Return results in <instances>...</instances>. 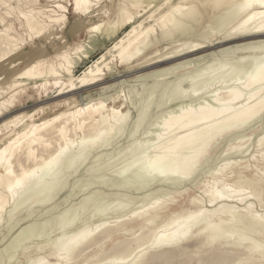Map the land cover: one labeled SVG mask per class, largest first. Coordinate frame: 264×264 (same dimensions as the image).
<instances>
[{
    "label": "bare ground",
    "instance_id": "obj_1",
    "mask_svg": "<svg viewBox=\"0 0 264 264\" xmlns=\"http://www.w3.org/2000/svg\"><path fill=\"white\" fill-rule=\"evenodd\" d=\"M94 2L96 1L73 0L71 7L73 12L80 16H91L97 12L102 15L109 14L106 7L94 11L99 4V2H96V4ZM0 3L4 7V12L0 13V228H3L4 224H6V218L8 219L7 222L12 220L10 224L14 225L13 218L17 219L25 208L27 210L34 205L36 207L37 204L39 205H37L38 207L46 208L49 204H53L51 201L61 192H64L67 179L69 181V177L77 174L80 169L87 166V161L90 160L91 155H94L93 153L98 155L100 153L98 152L99 150L106 151L112 140L115 141L118 136L121 138L124 128H126L130 118H132L131 108L127 107V101L118 103L123 96H121L119 91L111 95L105 94L106 96L100 95L102 94L100 93L82 104L73 96L75 92L99 86L107 89L108 86L105 84L106 76L114 70V62H119L129 68H148V70L160 69L174 64L171 67L146 73L145 75L139 74L143 81L154 79L156 82H165L171 79V76L193 68L192 66L197 67V64H205L197 74L194 72L195 76L192 73V77L189 76L188 78L186 76L184 78L181 76L177 79L178 81L176 80V83H174L176 89L182 85L185 86L187 84L185 82H189L190 87L186 89L181 87L182 92L178 90L182 93V100L179 103L174 100L176 102L175 105L173 108L169 107L171 111L166 112L168 114L164 115V118L158 116L162 121L160 119L157 120L161 121L157 126H154L151 122L154 129L157 127V133L149 138L148 133L152 130L151 128L148 129L149 125L146 126L148 131H150L143 139L148 137L147 140H143L144 143L141 140H138L137 143L136 140L135 144L128 145L131 147L126 146L125 150H127L122 155L128 161H125V165H122L124 163L121 160L122 166L117 169L115 176V180L116 178L117 180L114 182L119 183L118 179L129 178L130 180L129 176L132 174L138 179H145L147 181L146 185L138 183L142 187H137V189L143 191V196L139 198V201L143 203L151 195L156 194L155 202H152L153 204L151 203L148 207H142L141 204L134 210H130L131 207L129 209L127 200L129 198L126 199L127 202L124 201L126 203L120 202L116 204L119 200L114 202L116 205L113 204V207H110L111 209H108V206H112L111 204L109 205L110 200H106L108 201L106 203L108 206L103 202L104 205L101 207L102 203L100 202L99 207V204L96 203L100 210H98L97 206V209L95 207H93L95 210L91 209L93 210L92 213H94V216H92L97 218V221H95L96 219L93 220L95 222L90 226L87 225L90 222L81 226L78 224L79 220L82 215L86 214L83 211L89 208L92 202L91 198H93L88 196L89 198H86L81 207H78L80 208L79 211H75V208L73 209L74 212L71 213L70 209L74 205L72 204L71 208L67 209V211L69 210L68 212H62L63 216H58L62 218V223H58L61 225V227L58 225L59 230L60 228L63 230L62 235L47 247V256L39 257L35 261H29V264H54L51 261H55V264H70L73 260L82 256L81 254L86 249L99 245L103 247L105 244H111L113 256L106 259L107 263L104 264H146L151 261L153 263L156 259L155 263L158 260L167 262L170 257L171 261L174 262L172 258H175L179 253L185 255L187 248L190 249L192 247L189 246L191 244L194 245V248L196 247L193 252L198 256V264H232L235 262L234 258L236 256L240 257L241 253L247 256V262L264 264L263 242L254 238V235L264 237V215L256 211L254 203H250L251 200H247L253 196L263 207L264 180L258 177V173L264 167V148L258 151L260 159H256L257 164L254 167V172L250 170V165H246L240 160H234L238 155L244 158L249 156L250 153L246 152L247 149H244L243 145L235 146L230 151H227L226 155H223L225 158L222 160L225 163L223 164L222 162L223 165L220 167L216 165L218 168L214 169L213 167L214 172L211 173V176L209 175L210 178L204 180L201 184L200 189L203 196L189 195L186 206L173 207L171 204L175 202V197H172L173 199L168 198H170V195L188 193L189 189H184L181 191L182 193H173L164 188L170 185H174L172 187L177 188L180 184L182 186V183L191 182L195 178L198 169L205 161L209 160L208 158L215 151L216 145L221 139L236 135L244 130L246 132L252 124L258 120L261 122L263 119L264 0H118L116 18L114 20L109 19L88 26L86 33L89 41L78 43L73 47L65 45L64 42L66 40L64 41V37H58L57 39L64 41V44L55 49L52 57H50L49 50L44 47V44L52 36L56 35L55 29L60 32L66 29L68 7L61 4L58 0L52 1L49 7L41 5L39 0H0ZM108 42H112V45L106 47L104 52L92 61L80 75H75L78 64L89 58L88 49H91L93 44L106 46ZM29 44L33 47L30 51H26L25 47ZM217 49L221 50L216 51ZM212 50L216 52L206 54ZM230 54L236 55L238 60L235 62L241 65V68L233 69L230 66V70H227L226 63H223L225 65L221 64L225 60H231L227 59ZM217 61L218 63L221 61V63L217 64H221L219 67L214 65ZM213 65L215 66V68L213 67L215 71L217 70L216 68H219L216 74L205 78V73L210 72L208 70ZM214 70L212 71L213 73ZM142 72L139 71L138 73ZM207 75L210 74L208 73ZM201 78L202 80H200ZM141 82L139 83L141 84ZM200 82L211 86L216 85V87L213 90L209 89L208 92L200 93L195 88ZM206 84H204L205 86L202 84L201 87H207ZM171 85H169L171 88L174 87ZM29 86L32 87L29 88ZM156 87L158 88L159 86L156 85ZM51 89H56L58 92L52 99L54 107L45 105L47 103L45 102L43 106H40L38 110L32 113L24 111L25 108L16 111L18 105L21 107L24 99L31 96V90L46 94ZM144 89L141 90L144 91ZM155 92L158 93V91ZM139 94L136 97H139ZM142 95L144 96V94ZM164 96H161V98L158 96L157 98L163 100ZM170 96L171 94H169ZM169 97L168 99L171 102ZM148 98L146 99L148 101L145 102L151 100L153 102V97L152 99ZM186 99L188 100L186 101ZM142 103L144 104V102ZM159 103L154 105L156 106L155 109L164 105L160 103L159 106ZM146 107L144 106L139 111L138 116H136L134 130L137 129L138 124L143 123V119L147 121L150 116L148 114L152 110L147 108L149 110L147 112ZM52 108L57 110L56 113L51 114L49 112L53 110ZM149 118L151 119V117ZM150 119L148 121L152 120ZM144 125H147V123ZM139 126L138 129H141ZM144 128L141 130H144ZM133 132L136 133L135 131ZM138 134L137 137L139 136ZM123 135L126 134L123 133ZM150 135H152V132H150ZM246 140L247 138L243 139V142ZM139 141L141 142L139 143ZM232 142L239 143V141ZM229 145H232V143ZM257 145L259 148L264 146L263 134L259 136ZM114 148L116 149V147ZM115 149L112 151L115 152ZM243 150L248 155H244L245 152ZM230 155L232 157L236 155L233 161L231 160L232 157L229 159ZM99 157H96V159ZM112 157L111 159H113ZM99 162L97 161V164ZM111 162L110 164L113 163ZM210 162L213 163L212 161ZM110 164L107 166H111ZM114 164L112 165L115 166ZM119 165L117 163V166ZM94 167L97 166L95 165ZM94 167L85 168L86 173L92 174ZM116 168H111V170L115 169L116 171ZM107 170L109 172V168ZM102 172L104 173V171H101L100 174ZM210 172L208 173L210 174ZM106 173L104 174L105 176ZM203 175H205L204 172ZM91 176L94 177V175ZM105 176L103 177L105 178ZM108 178L105 181L111 182L114 180ZM96 180L97 178H94L93 181ZM81 181L79 180L77 183H81ZM89 182H92V179ZM99 182H101V179L93 183ZM122 182L124 181L122 180ZM109 184H102L103 188L104 186H109ZM119 184L123 185L122 183ZM83 185L82 182L80 186ZM85 185L86 189L91 186L92 188L95 187L94 185H89L88 181L85 182ZM114 185L117 186V183ZM153 185L157 186L153 188ZM99 186L97 185V188ZM116 186H114L115 191H117ZM123 186L129 187L130 185L128 186L126 183ZM149 186L153 190L148 188ZM111 187L113 185L105 189L108 191ZM75 188L77 189L74 191H77L80 187ZM147 188L148 191L149 189L152 190L151 193L147 192ZM86 189L84 188V191H87ZM118 189H121V187ZM134 189L126 188L125 191L128 190V192L131 191L132 193ZM113 191L110 190L106 197L114 198L117 194H114ZM73 193L72 190V195H69L74 197ZM96 193L100 194V192ZM96 193L94 194L97 195ZM95 195H93L94 198ZM70 196L68 198H71ZM164 196L168 198H164L166 199L164 200ZM97 198L100 199V197ZM233 199H236L235 204L238 202L243 203L245 200H247L246 202L249 201V203L244 210L239 211L236 206H229L230 203H234L231 201ZM66 201L65 205L69 202L68 200ZM227 203L229 207L224 214L222 213L223 215L217 217L205 216L207 214V211L205 212L207 206L208 208L209 206L217 205L219 207L220 205H226L227 207ZM35 207L32 208L35 209ZM31 209H28L27 212L31 211ZM54 210L57 209L54 207ZM94 211L97 212L95 213ZM27 212L26 216L28 217L30 214ZM37 212L39 213V211ZM48 212L46 214H49ZM53 214H50V216ZM68 214L70 217H67L69 216ZM22 215H24V212ZM108 216H111L114 221L106 218ZM20 217L22 216L20 215ZM66 217L67 219L64 221L63 219ZM54 219L57 223L55 216ZM197 220H201L200 223L193 225L192 223ZM29 221L20 224V226L25 225L22 231L30 230L34 227V224H38H33ZM47 222L50 223L49 225L52 224L48 220ZM80 223L83 224L82 221ZM54 226L56 227V225ZM17 227L19 228L18 225ZM7 228H9V224L8 227H5V232ZM12 228L9 229L11 231L15 230L16 226ZM44 228L46 231L49 229H46L45 226ZM9 229L7 230L8 233ZM135 231L139 235L130 242L120 238L124 234H134ZM24 233H22V236ZM43 234H45V231ZM51 234L50 236L46 235V238L50 240L54 237ZM48 239L46 240L48 241ZM34 240L37 242L36 238ZM12 241L16 243V240L12 239ZM19 241L22 240L20 239ZM23 241L20 243L21 246H23ZM25 241V245L26 243L28 245L34 242L32 240L31 242L30 239L26 240V236ZM40 241H43V239H38V242ZM3 245L1 244V246ZM10 245L12 246V244ZM5 248L9 251L15 249H10V246H5ZM15 250H13L14 253L17 252ZM14 253H12L13 256L15 255ZM4 254H6L5 251ZM204 254H207L206 258ZM7 255H4L5 259L11 254ZM13 256H10L9 262L12 261L11 257ZM178 256L181 259L183 255ZM199 256L202 257L199 258ZM16 259L18 260L17 257ZM188 260L192 261L194 258ZM171 261L169 262L171 263ZM12 262L15 263L16 261L14 262L13 260ZM0 263L2 264V262ZM97 263H100V261ZM4 264L8 263L5 262Z\"/></svg>",
    "mask_w": 264,
    "mask_h": 264
},
{
    "label": "rangeland",
    "instance_id": "obj_2",
    "mask_svg": "<svg viewBox=\"0 0 264 264\" xmlns=\"http://www.w3.org/2000/svg\"><path fill=\"white\" fill-rule=\"evenodd\" d=\"M52 1H54V0H39V2H40V4L41 5H43V6H46V7H49L51 4H52ZM58 1H60V3L61 4H63L64 6H67L68 7V10H69V13L67 14V23H66V29H64L63 30V32H60L59 30H57V29H55V33H56V35H54V36H52L51 37V39L49 40V41H47L45 44H44V47L45 48H48V50H49V55H50V57H52V56H54V51H55V49L58 47V46H60V45H62V44H64L65 43V45L67 46V47H73L74 45H76V44H78V43H86V42H88L89 41V37H88V35H87V33H86V28L88 27V26H90V25H92V24H95V23H100V22H103V21H107V20H114L115 18H116V9H117V4H118V0H95L96 2H99V4L94 8L95 10L94 11H97V10H99L100 8H102V7H106V9L109 11V14H107V15H102V14H100L99 12H97V13H95V14H93V15H91V16H80V15H77V14H75L74 12H73V10H72V7H71V4H72V1L73 0H58ZM96 2H94V4H96ZM4 12V7L3 6H1V3H0V13H3ZM97 15V16H96ZM106 16H108V17H106ZM84 17V18H83ZM106 17V18H105ZM69 24V25H68ZM82 27V28H81ZM82 32V33H81ZM58 37H64V41H62L61 39H57ZM66 37V38H65ZM64 42V43H63ZM112 45V42H108L107 44H106V46H99V44L98 45H95V44H93V46H92V48L91 49H88V52H89V58L88 59H84V61L83 62H80L79 64H78V67L76 68V70H75V75H80L86 68H87V66L88 65H90L91 64V62L92 61H94L95 59H97L99 56H100V54L102 53V52H104V50H105V48L106 47H110ZM33 46H31V44H29V45H26V47H25V50L26 51H30L31 50V48H32ZM221 49H217L216 51H220ZM215 50H212V51H209L208 53H206V54H211V53H213V52H216ZM231 55V57L229 58V56ZM229 56H228V58L227 59H231V60H225L224 62H222L221 63V61H219V63H221L222 65H225V64H223V63H226V69L227 70H230V66L231 67H233V69H236L237 67H239V68H241V65H238L236 62H237V58H236V55H233V54H230ZM237 57H238V55H237ZM196 58V57H195ZM236 60H235V59ZM232 59H234V61H232ZM186 61V60H185ZM236 61V62H235ZM183 62V61H182ZM231 62V63H230ZM234 62H235V64H234ZM218 63V61L217 62H215L214 63V65L216 66L217 64H219ZM120 63L119 62H114V70L112 71V72H110V73H108L107 74V76H106V81H105V84H106V86H108V88L107 89H105V88H103L102 86H99V87H93V88H85V89H81V90H79V91H77V92H75L74 93V97H75V99L77 100V101H79L81 104L82 103H86V102H88L90 99H91V97H95L96 95H98V94H100V93H102V94H100V95H111V94H114L115 92H120V94H121V96H122V98H121V100H119L118 101V103L120 104V103H123V102H125V101H127V107H129V108H131V113H132V118H130V121L128 122V125H126V128H124L125 130H123L124 132H122V134H121V138H120V136H118L117 137V139L115 138V141L114 140H112L110 143L111 144H109V146H108V148H107V150L106 151H98V152H100V153H98V155H96V153H93L94 155H91L90 156V160H88L87 162V166H85L84 168H82V169H80L79 171H78V173L77 174H75V175H73V176H71V177H69V181H68V179H67V184H66V182H65V190H64V192H61L60 194H62V195H60V197H59V195L58 196H56L55 198H54V200L53 201H51L53 204H49L45 209L44 208H42V207H38L37 205H36V207H35V205L34 206H32V207H35V209H33L32 207H30V208H28V209H31V211H29V212H27L28 211V209L27 210H25L28 214H30L28 217L26 216L27 214H26V212L23 210L22 211V213L24 212V215H22V213L21 214H19L18 215V217H19V219H18V217H17V219L18 220H20V221H18L17 219H14L13 218V223H14V225L12 224H10V222H12V220L10 221V222H7L8 221V219L6 218V221H5V223L6 224H4V226H3V228L1 227L0 228V241L2 242H0V251L2 252H0L1 254H0V258L1 259H5V257H4V255H7V253H8V249H9V247H7V248H5V246H10V249H12V248H15V249H12V250H10L9 251V253L11 254H9L8 253V255H10V256H13L12 255V253H14L13 252V250H15V251H17V252H15L14 254V258L13 257H11V260L13 261L14 260V262L15 263H13L12 261L11 262H9L10 260H8V259H10V256H6L7 258L4 260H1L0 262H2V264H4L5 262L6 263H8V264H29V261H35L37 258H39V257H44V256H47L48 255V253H47V247L48 246H50L57 238H59L61 235H62V229L60 228V230H59V226L61 227V225L60 224H58V223H62V218L61 217H58V216H61L62 215V212L63 213H66V211H67V209H70L71 208V205L72 204H74V205H72V208L70 209V212L72 213V212H74V210L73 209H75V211L76 210H80V208H78V207H81V205H82V203L86 200V198L88 197V196H90V198L91 197H93V198H91L92 199V202H91V204L89 205V208H86V210L85 211H83V213L85 214V215H82L81 216V218H80V220H79V223L78 224H80L81 226L82 225H84V224H87V223H89V224H87V225H91V224H93L95 221H97V218H93V216H94V213H92V211L93 210H95L93 207H95L96 209H97V207H98V204H99V207H100V202L102 203V205H101V207L104 205V203L106 204V203H108V201H106V200H110L109 202V205L111 204L112 206H108L107 204V206H108V209H111L110 207H113V204L114 205H116V204H118V203H120V202H123V203H126L127 202V200H128V204H129V209H130V207H131V209L130 210H134L136 207L138 208V206L140 205L141 206V204H142V207L143 206H146V207H148L149 205H151V203L153 202H155V196H156V194H154V195H151L145 202H140L139 201V198H141V196H143V191H141V189H137V187L138 188H140V186L141 185H146V183H147V181L145 180V179H138V178H136V176L134 175V174H132V175H130L129 177H130V180H129V178H127V179H122L124 182L126 181V180H128V181H126L125 183L124 182H122V180H119L118 179V181H119V183H124L123 185H126V183H127V185L129 186H131L132 185V187L130 188V186L129 187H124L123 185V187L121 186V184H119L118 182H114V181H116L117 180V178H116V180H115V176H116V172H117V169L120 167L121 168V166L122 165H125V161H128V160H126V159H124V157H122V155L126 152V150H125V148H127V147H131V146H128V145H133V143L135 144V141L138 143V140H141L142 141V143H144V141L143 140H147V138L145 139H143V137L146 135H148L149 134V138H151L152 136H154L156 133H157V127H155V129H154V126L156 125H158V123L159 122H161L162 120L159 118V117H161V118H164L165 116L164 115H167L168 113H166V112H170L171 111V109L170 108H173V106L175 105V103L177 102V103H179L182 99V97H181V95H182V93H180V92H182V90L180 89L181 87L183 88V89H186V88H189L190 87V84H188L189 82H185V83H187V84H185V86H181V87H179V88H177L176 89V86H175V84L174 83H176V80L179 78V77H181V76H183L184 78H186V76L189 78V76L190 77H192V73H194V72H196V74L198 73V71H200L201 69H202V67H204V63H202V64H197V67L196 66H192L193 68H189L188 70H184V71H181L180 73H178V74H176V75H174V76H171V79H168V80H166L165 82H156L154 79H149V80H144L143 81V78H140L139 76H141V75H145L146 73H150V72H154V71H157V70H161V69H165V68H168V67H171V66H173L174 64H171V65H168V66H164V67H162V68H160V69H149L148 70V68L147 69H139V68H129L128 66H126V65H119ZM175 64H178V63H175ZM220 64V65H221ZM212 66L208 71H210V72H206L207 74L209 73L210 75H207L206 73H205V75H204V77L206 78V76L207 77H211V76H213L214 74H216V71L219 69V68H216L217 70L215 71L214 70V68H215V66ZM220 65H217V67H219ZM214 67V68H213ZM213 68V69H212ZM239 68H237V69H239ZM232 69V68H231ZM214 70V73L212 72ZM141 72V71H143L142 73H138V72ZM146 71V72H145ZM139 74H141V75H139ZM184 74H186V75H184ZM188 74V75H187ZM195 73H194V75L193 76H195L196 75ZM129 76V77H128ZM139 77V78H138ZM203 77V79H205ZM123 79H124V81H123ZM140 79V80H139ZM190 79H192V78H190ZM189 79V80H190ZM123 82H122V81ZM200 80H202V78L200 79ZM199 80V81H200ZM141 82V84L139 83V82ZM178 81V80H177ZM122 83V84H121ZM124 83V84H123ZM135 83V84H134ZM167 83V84H166ZM169 83V84H168ZM127 84V85H126ZM158 84H160V85H158ZM164 86H163V85ZM171 84H174V85H171ZM200 84V85H199ZM204 85V84H206V83H202V82H200V83H198L197 84V86L195 87L196 88V90L198 91V92H200V93H205V92H208V90L210 89V90H213L215 87H216V85L215 86H211V85H207L206 84V86L207 87H204V86H202L201 87V85ZM32 85V84H31ZM118 85V86H117ZM122 85H123V87H122ZM138 85V86H137ZM155 85V86H154ZM156 85L157 86H159L158 88L160 89H158L157 87H156ZM169 85H171V86H174V87H170ZM128 86H130V87H128ZM169 86V88L171 89H169V88H167ZM30 87H32V86H29V88ZM138 87V88H137ZM141 87H143V88H145L144 89V91H142L143 90V88H141ZM152 87V88H151ZM155 87V88H154ZM161 87V88H160ZM209 87V88H208ZM133 88V89H132ZM156 88H157V90H156ZM200 88V89H199ZM116 89V91H114ZM132 89V90H131ZM142 89V90H141ZM150 89V90H149ZM204 89H205V91H204ZM88 90V91H87ZM133 90H136V91H133ZM152 90H153V92H152ZM163 90H165V91H163ZM170 90V91H169ZM173 90V91H172ZM177 90V91H176ZM180 92H179V91ZM86 91V92H85ZM108 91V92H107ZM155 91H158V93L157 92H155ZM168 91H169V93H168ZM204 91V92H203ZM134 92V93H133ZM137 92V93H136ZM178 92H179V94H178ZM57 90L56 89H54V90H50L48 93H46V94H40V93H37V92H34V90L32 91L31 90V96L29 97V98H25L24 99V101H23V103H21V107H19V105H18V108L16 109V111H18V110H23V108H25V110L24 111H26V112H30V113H32V112H35L36 110H38L39 108H40V106H43V103H45V102H47L45 105H51L52 107H54V102H53V97H55L56 95H57ZM78 95H77V94ZM136 93V94H135ZM140 93V94H139ZM144 94V96L142 95V94ZM147 93V94H146ZM150 93V94H149ZM151 93H152V96H151ZM156 93V94H155ZM165 93V94H164ZM80 94V95H79ZM128 94V95H127ZM137 94H139L138 96L139 97H136L137 96ZM149 94V95H148ZM155 94V95H154ZM163 94V95H162ZM168 94V95H167ZM169 94H171V96H174V97H169ZM174 94V95H173ZM105 95V96H106ZM135 95V96H134ZM148 95V96H147ZM159 96V98H161V96H164L163 98V100H160L159 98H157L158 96ZM133 96V97H132ZM143 96V97H142ZM146 96H147V98L149 97V98H151L152 99V97H153V102H152V100L151 101H149L150 103H151V105H149L150 103L149 102H145V101H148V100H146L147 98H146ZM151 96V97H150ZM154 96H157V97H154ZM129 97V98H128ZM141 97H142V100H141ZM167 97V98H166ZM168 97L169 98H171L170 100H171V102L169 101V99H168ZM148 98V99H149ZM156 98V99H155ZM129 99V100H128ZM131 99V100H130ZM140 99V100H139ZM158 99V100H157ZM166 99H168L167 101H166ZM176 99H178V100H176ZM155 100V101H154ZM157 100V101H156ZM174 100L176 101V102H174ZM185 100V99H184ZM188 99H186V101H187ZM130 102V104H128L129 102ZM144 102V104L142 103L141 104V102ZM160 101H162V102H160ZM166 103H165V102ZM170 102V104H169V102ZM155 102H157L156 104H153V103H155ZM162 103V104H164L163 106H160V103ZM147 103V104H146ZM159 103V108L158 109H155L156 108V106H154V105H157ZM133 104V105H132ZM146 104V105H145ZM161 104V105H162ZM169 104V105H168ZM173 104V105H172ZM131 105V106H130ZM139 105V106H138ZM150 107H149V106ZM154 106V109H153V106ZM135 106V107H134ZM139 108H138V107ZM144 106H147L146 107V110H147V108L149 109V110H152V111H149V110H147V112L149 111V113L150 114H148L147 112V114L148 115H150L149 117H151V119L154 121L155 120V122H153L149 117H148V119H147V116L145 115V117H146V119H147V121H145V119H143L142 120V124L144 125V124H146L147 123V125H144L145 126V128H144V126L142 125V124H138V126H139V128L141 127V129H143L144 128V130H141V129H138V126H137V129H135L134 130V126H135V120L137 119V117L136 116H138V113H139V111H141L143 108H144ZM165 106V107H164ZM167 106H168V109H169V111H168V109H167ZM171 106V107H170ZM132 107H134V108H132ZM162 107H163V110H162ZM170 107V108H169ZM160 108H161V110H162V113L164 112V114H162L161 113V110H160ZM53 110L52 111H49V112H51V114H54V113H56V111L57 110H55L54 108H52ZM136 109H137V111H136ZM165 109H166V111H165ZM135 110V111H134ZM157 110V111H156ZM155 111H156V113H155ZM157 112H159V113H157ZM161 113V114H160ZM156 114V115H155ZM160 114V115H159ZM154 115V117L152 118V116ZM40 116H42V115H40ZM159 116V117H158ZM164 116V117H163ZM144 117V118H145ZM156 117V118H155ZM37 118H39V116H37ZM131 119H133V121H131ZM151 120V121H148V120ZM161 120V121H157V120ZM263 121V122H262ZM146 122V123H145ZM149 122V123H148ZM151 122L154 124V126H153V124H151ZM157 122V123H156ZM260 122V120H258L257 122H255L254 124H252L249 128H248V130L246 131V132H244V131H242L241 133H238V134H236V135H233V136H227V137H224L223 139H221L217 144L218 145H216V149H215V151L211 154V156L208 158L209 160H207V161H205V163L198 169V171H197V173H196V176H195V178L191 181V182H188V183H185V184H183L182 183V186H181V184L180 185H176L177 186V188H174V187H172V186H174V185H170L169 187H164V188H166L167 190H170V191H172L173 193H176V192H181V191H183L184 189H189V191H188V193H183V194H181V195H175V196H173V195H170L169 197L170 198H168L167 196L165 197H163V199L164 198H168V199H171L172 197H175L174 199H175V202L173 203V204H171V206H173V207H177V206H186L187 205V203H188V200H189V195H198V196H203L201 193H202V190L200 189L201 188V184L203 183V181L204 180H206V179H209L210 178V176H211V173L212 172H214L213 171V167H214V169L215 168H218V167H220L221 165H223L225 162L224 161H222L225 157V155H226V152L227 151H230L232 148H234L235 146H239V145H243V147H244V149H247L246 150V152L249 154V156H247L246 158H244V157H241V155H238V156H236V155H233V157L230 155V157H229V159H231V157H232V161H233V159H234V156H236L235 157V159L234 160H240V161H242L244 164H246V165H250V170H252L253 172L255 171V169H254V167L256 166V164H257V161H256V159L258 158V159H260V156H259V153H258V151L260 150V149H263L264 148V146H262V148H259L258 147V145H257V141H258V138H259V136L260 135H264V118L261 120V122ZM130 123V124H129ZM141 123V122H140ZM256 123H258V124H256ZM151 124V125H150ZM142 125V126H141ZM149 125V127H148V129L149 128H151V130L152 131H150V132H152V135H150V132L148 131V129H147V127L146 126H148ZM254 125V126H253ZM258 125H260V126H258ZM258 126V127H257ZM256 127V128H255ZM128 128H129V130H128ZM131 128V129H130ZM153 128V129H152ZM255 128V129H254ZM253 129H254V131H253ZM127 130V131H126ZM138 130V131H137ZM141 130V131H140ZM147 130V131H146ZM250 130V131H249ZM126 131V132H125ZM133 131H135L136 133H134ZM146 131V132H145ZM156 131V132H155ZM127 132H128V134H127ZM139 134H138V133ZM142 132H143V134H142ZM149 132V133H148ZM154 132V133H153ZM123 133L124 134H126V135H123ZM133 133H134V135H133ZM148 133V134H147ZM244 133V134H243ZM246 133H248L247 135H246ZM137 134L139 135L138 137H137ZM133 135V136H132ZM143 135V136H142ZM244 136V138H243V136ZM123 136V137H122ZM127 136V137H126ZM131 136V137H130ZM145 136V137H146ZM235 136V137H234ZM236 136H239V137H236ZM242 138H241V137ZM255 136V137H254ZM232 137H234L233 139H232ZM122 138H123V140H122ZM129 138V139H128ZM240 138V139H239ZM245 138H247V140L246 141H244L243 142V139H245ZM253 138V139H252ZM252 139V140H251ZM132 140H134V141H132ZM225 140V141H224ZM117 141V142H116ZM141 141H139V143L141 142ZM223 141V142H222ZM229 141H231V142H229ZM232 141H239V143L237 144V143H234V142H232ZM240 141H242V142H240ZM113 142H115L114 144H113ZM222 142V143H221ZM228 142V143H227ZM251 142H252V146H251ZM232 143V145H229V144H231ZM113 144V145H112ZM250 144V145H249ZM254 144V145H253ZM111 145V146H110ZM115 145V146H114ZM120 145V146H119ZM121 145H122V147H121ZM228 145V146H227ZM119 146V147H118ZM127 146V147H126ZM250 146H251V148H252V150H251V148H250ZM110 147V148H109ZM114 147H116V149L114 148ZM112 148V149H111ZM119 148V149H118ZM115 149V152H113L112 150H114ZM123 150V151H122ZM125 150V151H124ZM250 150V151H249ZM244 152H245V150H243ZM119 152H121V153H119ZM244 153V155H246L247 153ZM255 152V153H254ZM113 153V154H112ZM103 154V155H102ZM105 154V155H104ZM110 154H111V156H110ZM121 156H120V155ZM247 154V155H248ZM108 155H109V157H108ZM112 155H113V157H112ZM118 155V156H117ZM224 155V156H223ZM243 155V156H244ZM98 156H100L99 158H97V159H100V160H97L96 159V157H98ZM105 158H104V157ZM115 156V157H114ZM111 157L113 158V159H111ZM120 157V158H119ZM241 157V158H240ZM92 158V159H91ZM106 158H108V159H106ZM116 158H117V160H116ZM216 158H218V159H216ZM102 159H103V161H102ZM116 161H115V160ZM119 159V160H118ZM214 159V160H213ZM96 160V161H95ZM113 162V160H114V162L112 163L111 161ZM121 160H123L122 161V163H124V164H122L121 163ZM90 161V162H89ZM93 161V162H92ZM97 161L99 162L98 164H97ZM101 161H102V163H101ZM210 161H212L213 163H211ZM92 162V163H91ZM96 164H95V163ZM110 162L112 163V164H114L115 166H113L112 164H110ZM222 162H223V164H222ZM117 163L118 164H120L119 166H117ZM211 163V164H210ZM111 165V166H107V165ZM122 164V165H121ZM208 164V165H207ZM220 164V165H219ZM97 166V167H94V166ZM99 165H100V167H99ZM105 166V167H103V166ZM205 165H207V166H205ZM210 165V166H209ZM212 165V166H211ZM214 165V166H213ZM218 167H217V166ZM89 167H94V171H92V174L91 173H86V169L87 168H89ZM100 169H99V168ZM101 167L104 169L105 168V170H101ZM117 167V168H116ZM205 167V168H204ZM209 167V168H208ZM86 168V169H85ZM109 168V172H108V169ZM111 168H116V171H115V169L114 170H111ZM119 168V169H120ZM202 168L204 169L203 171H202ZM96 169V170H95ZM99 169V170H98ZM201 169V170H200ZM84 170V171H83ZM107 170V171H106ZM206 170H208L207 172H205ZM210 170H211V172H210ZM101 171H104V173L102 172V174H100V172ZM113 171H115V172H113ZM200 171H201V173H200ZM80 172V173H79ZM95 172V173H94ZM99 172V173H98ZM107 172V173H106ZM111 172H113L112 174H111ZM203 172H204V174L205 175H203ZM208 172H210V174L208 173ZM86 173V174H85ZM97 173V174H96ZM106 173V176L104 175ZM115 173V174H114ZM200 173V174H199ZM261 173V174H260ZM94 175V177L93 176H91V175ZM96 174V175H95ZM100 174V175H99ZM109 174V175H108ZM198 174H199V176H198ZM262 174H264V167H262V171L261 172H259L258 173V177H261L263 180H264V175H262ZM79 175V176H78ZM97 175H98V177H97ZM207 175H208V177H207ZM210 175V176H209ZM83 176H85L84 178H82ZM87 176V177H86ZM103 176H105V178L103 177ZM93 177V178H92ZM100 177V179H101V182H99V183H101V184H99V183H93V182H98L99 180H98V178ZM108 177H110V178H108ZM136 178V179H134V178ZM94 178H97V180L96 181H93L94 180ZM107 178L108 179H110V180H112V179H114V180H112L111 182H109V181H105V180H107ZM112 178V179H111ZM197 178V179H196ZM83 179V180H82ZM84 179H85V181H84ZM92 179V182H89L90 180ZM132 179V180H131ZM134 179V180H133ZM81 181V183L79 182V183H77L78 181ZM137 180V181H136ZM88 181V183H89V185L91 184V185H94L95 187H93V188H95V189H93L92 188V186L91 187H89L88 189H86V185H88V184H86L85 185V182H87ZM121 181V182H120ZM69 182V183H68ZM82 182H83V184L85 185H83V186H80L81 184H82ZM112 182H114V184H116L117 183V186L116 185H114V184H112ZM129 182V183H128ZM134 182V183H133ZM194 182V183H193ZM108 183H110L109 184V186H112L113 185V187H111V189H109L108 191H107V189L109 188V186H104V188H103V185L104 184H106V185H108ZM132 183V184H131ZM135 183H137V184H135ZM138 183H140V184H138ZM143 183V184H142ZM103 184V185H102ZM188 184V185H187ZM68 185V186H67ZM70 185V186H69ZM97 185H100L98 188H97ZM119 185H120V187H121V189H118V188H120L119 187ZM134 185V186H133ZM148 185V184H147ZM183 185H185L184 187H183ZM187 185V186H186ZM68 188H67V187ZM114 186H116V190L117 191H115V188H114ZM154 186H157V185H153V188H154ZM175 186V187H176ZM72 187H74V188H72ZM75 187H80L77 191H74V190H76L77 188H75ZM136 187V189H134ZM142 187V186H141ZM170 187H172V188H170ZM84 188L87 190V191H84ZM105 188H107V189H105ZM112 188H114V189H112ZM126 188L127 189H134L135 190V192H134V190H133V192L131 193V191H129L128 192V190L127 191H125L126 190ZM148 188H152L151 186H149ZM148 188L146 189L147 190V192H150L151 193V191L153 190V188H152V190H150L149 189V191H148ZM81 189V190H80ZM177 189V190H176ZM69 190V191H68ZM72 190H73V195H74V197L73 196H70V195H72L71 194V192H72ZM89 190V191H88ZM110 190H114L113 191V193L114 194H117L114 198H108V197H106V194L107 193H109L110 192ZM121 190H123V191H121ZM175 190V191H174ZM92 193H91V192ZM120 191V192H119ZM138 191V192H137ZM76 192V193H75ZM84 192H86V193H84ZM87 192H89L88 194H87ZM96 192H100V194L99 193H96ZM139 192H140V194H139ZM94 193H96L97 195H95ZM112 193V192H111ZM120 193V194H119ZM139 194V195H135V194ZM182 193V192H181ZM70 194V195H69ZM83 194V195H82ZM87 194V195H86ZM119 194V195H118ZM161 194V193H160ZM159 194V195H160ZM185 194H187V195H185ZM71 197V198H68L69 196ZM93 195H95V198H94V196ZM128 195V196H127ZM132 195V196H131ZM75 196H77L76 198H75ZM81 196V197H80ZM100 197V199L99 198H97V197ZM125 196H127V197H125ZM161 196V195H160ZM163 196V195H162ZM59 197V198H58ZM103 197H105V198H107V199H105V198H103ZM119 197V198H118ZM125 197V198H124ZM57 198H58V200H57ZM73 198V199H72ZM78 198V199H77ZM84 198V199H83ZM89 198V197H88ZM116 198H118V199H116ZM127 198H129V199H127ZM249 198V197H248ZM72 199V200H71ZM75 199V201H73ZM96 199V200H95ZM123 199H125V200H123ZM127 199V200H126ZM173 199V198H172ZM66 200H68L69 202H68V204H66L65 205V203L67 202ZM82 200V202H80ZM100 200H102V201H100ZM104 200V201H103ZM113 200V201H112ZM119 200V202H116V201H118ZM121 200V201H120ZM164 200H166V199H164ZM247 200H251V202L250 203H254L253 205H255V209H256V211H258L259 212V214H261V215H264V204L262 205L263 207H261V205L257 202V200H255V197H253V196H251L250 197V199H247ZM247 200H245V202H243V203H240V202H238V203H236L235 204V201H236V199H233V200H231V201H233L234 203H230V205L229 206H236L235 208L237 209V210H239V211H241V210H244L245 208H246V206H247V204L249 203V201L248 202H246ZM253 200H255V201H253ZM124 201H126V202H124ZM132 203H131V202ZM55 202V203H54ZM95 202V203H94ZM104 202V203H103ZM111 202H113V203H111ZM114 202H116V204L114 203ZM60 203V204H59ZM64 203V204H63ZM70 203V204H69ZM77 203V204H76ZM94 203V204H93ZM96 203H98V204H96ZM152 203V204H153ZM246 203V204H245ZM242 206H241V205ZM58 205V206H57ZM69 205V206H68ZM130 205H132V206H130ZM135 205V206H134ZM62 206V207H61ZM65 206H66V208H65ZM68 206V207H67ZM75 206V207H74ZM97 206V207H96ZM134 206V207H133ZM224 205H220V207H219V205H217V206H209V208H208V206H207V210L205 209V212L207 211V214L205 215L206 217H217V216H221V215H223L227 210H228V203H227V207H226V205L223 207ZM54 207H55V209H60V210H58V212H57V210H54ZM58 207V208H57ZM88 207V206H87ZM98 207V210H100V208ZM213 207V208H212ZM215 207V208H214ZM219 207V208H218ZM226 207V208H225ZM36 208H38V209H36ZM42 208V209H41ZM53 208V209H52ZM91 208H93V210L91 209ZM136 208V209H137ZM140 208V207H139ZM210 208H212V209H210ZM223 208V209H222ZM241 208V209H240ZM52 209V210H51ZM215 209H216V211H215ZM221 209V210H220ZM32 210H34V211H32ZM71 210H73V211H71ZM37 211H39V213L37 212ZM49 211V212H48ZM53 211V212H52ZM54 211H55V213H54ZM69 211V210H68ZM67 211V212H68ZM88 213H87V212ZM91 211V212H90ZM210 213H209V212ZM215 213H214V212ZM34 212V213H33ZM49 213V214H46V213ZM70 212H69V214H70ZM95 212V211H94ZM97 212V211H96ZM95 212V213H96ZM54 213V214H53ZM210 215H209V214ZM223 213V214H222ZM36 216H35V215ZM43 215V216H41V215ZM50 214H53V215H51L50 216ZM68 214V215H69ZM212 214V215H211ZM20 215L23 217H20ZM93 215V216H92ZM215 215V216H214ZM25 216V217H24ZM31 216V217H30ZM33 216H35V217H33ZM41 216V217H40ZM46 216V217H45ZM48 216H50V217H48ZM54 216H55V218H56V220H57V223H56V221H55V219H54ZM57 216V217H56ZM63 216V215H62ZM39 217H40V219L42 218L43 219V217H44V219L42 220H40L39 219ZM67 217H70V215L69 216H67ZM67 217L66 218H64L63 220L65 221V219H67ZM21 218V219H20ZM32 218V219H31ZM51 218H53V219H51ZM57 218H61L60 219V221H59V219H57ZM92 218V219H91ZM106 218H108L110 221H114V219H112V217L111 216H108V217H106ZM36 219H38V220H36ZM96 219V220H95ZM17 220V221H16ZM29 220H31V221H29ZM40 220V221H39ZM47 220L49 221V222H51L52 224V226L51 225H49L50 223H48L47 222ZM52 220V221H51ZM93 220H95V221H93ZM14 221H16V222H14ZM25 221L26 222H31V223H38L37 225L36 224H34V227L32 228V229H30V230H26V231H22V229L25 227V225H21L20 226V224H24L25 223ZM45 221V222H44ZM83 222V224L82 223H80V222ZM92 221V222H91ZM200 221L201 220H197V221H195V222H193L192 224L193 225H195V224H197V223H200ZM86 222V223H85ZM17 223V224H16ZM40 223V224H39ZM43 223H45V224H43ZM54 223H56V224H54ZM8 224H9V228L11 229L12 227L13 228H15V226H16V228H17V230H16V228H15V230H12L13 231V233H12V231L9 229V228H7V230L9 229V233L7 232V230H6V232L4 231L5 230V227H8ZM56 225V227L54 226V225ZM17 225L19 226V228L17 227ZM36 225V226H35ZM41 225V226H40ZM59 225V226H58ZM44 226L46 227V229L47 228H49V229H47L48 231H46L45 230V228H44ZM196 227V226H195ZM12 228V229H13ZM45 231V234H43V230ZM52 228H54L53 229V231H52ZM51 229V230H50ZM196 229V228H195ZM3 230V231H2ZM33 230V231H32ZM39 230V231H38ZM40 230H42V231H40ZM35 231V232H34ZM38 231V232H37ZM50 231H51V233L52 232H54V233H50ZM19 232H20V234H19ZM23 232H25L24 233V235L26 236V240H28V239H30V241L32 240V241H34V242H32V243H30V244H28L27 245V243H26V245L24 244L25 242H27V241H25V236L23 235L22 236V233ZM49 232V233H48ZM60 232H61V234H60ZM1 233H2V235H1ZM9 235H8V234ZM13 235H12V234ZM26 233H28V234H26ZM38 233V235H36ZM136 233V234H135ZM135 233L133 234H124V236H120V238H122V240H127L126 242H130V241H132L133 240V238H135L137 235H139V233L138 232H136L135 231ZM10 234H11V236H10ZM17 234H19L20 236H22V238H20V236L19 235H17ZM43 234V236H41V238H39L40 237V235H42ZM50 234L52 235V236H54V237H52L50 240L48 239V238H46L47 236H50ZM31 235H33V236H31ZM47 235V236H46ZM2 236V237H1ZM10 236V237H9ZM16 236H19V237H17V238H14V237H16ZM29 236V237H28ZM30 236H31V238H30ZM35 236V237H34ZM44 236H45V238L46 239H48V241L44 238ZM5 237V238H4ZM9 239H8V238ZM34 237V238H33ZM43 237V238H42ZM257 237V238H256ZM37 239V242H36V240H34V239ZM254 238L256 239V240H258V241H262L263 242V245H264V237L263 236H256V235H254ZM3 239V240H2ZM4 239H6L5 241H6V243H4L5 241H4ZM12 239L13 240H16V243H15V241H12ZM24 240L23 241V243H22V245L23 246H21V242L22 241H19V240ZM38 239H43V241H40V242H38ZM8 240V241H7ZM4 241V242H3ZM10 242H13V243H10ZM29 243V242H28ZM1 244L3 245V246H1ZM10 244H12V246L10 245ZM16 244V245H15ZM33 244V245H32ZM35 244V245H34ZM20 245V246H19ZM17 246H19V247H17ZM189 246H192L193 248H194V245H189ZM189 246H187V247H189ZM23 249V250H19V249H21V248ZM32 247V248H31ZM186 247V248H187ZM190 248V249H192V250H190V249H188L187 248V250L185 251L186 253H185V255L183 254V253H179V254H177L176 255V257L174 258H172V260H174V262H172L171 261V257L170 258H168V260L169 261H171V263L167 260V262H164V261H157V263H155L156 262V260H154L153 261V263L154 264H173V263H177V264H179V263H182V264H184V262H185V264H192V263H195L196 264V262H197V264H198V256L197 255H195L194 254V250L196 249V247L193 249V248ZM17 248H19L18 250H17ZM4 249V251H5V253L6 254H4V251H2ZM7 249V250H6ZM189 250V251H188ZM18 251H21V252H18ZM193 252V253H192ZM17 253V254H16ZM19 253V254H18ZM188 253H190L189 255H188ZM209 253V252H208ZM191 254H193V255H191ZM242 254H244V253H241V255H240V257L239 256H236L235 258H234V261L235 262H233L234 264L236 263V264H256V263H254V262H247L248 261V259H247V256L246 255H242ZM16 255H19V256H16ZM82 256H80V257H78L77 259H75V260H73L70 264H104V263H107V261H106V259H108L109 257H111V256H113V254L111 253V244H105L103 247H101L100 245L99 246H93V247H91V248H88V249H86L82 254H81ZM178 255H180V256H182L181 257V259H180V257L178 256ZM178 256V257H177ZM185 256V257H184ZM191 258H190V257ZM195 256H197V257H195ZM204 256H205V258L207 257V254L205 255L204 254ZM16 257L18 258V260L16 259ZM187 257V258H186ZM189 257V258H188ZM200 257H202V256H199V258ZM243 257V258H242ZM178 258V260H176ZM186 260H185V259ZM192 258H194V260L196 261H194V260H188V259H192ZM196 258V259H195ZM237 259V260H236ZM7 260V261H6ZM176 260V261H175ZM184 260V261H183ZM5 261V262H4ZM19 263H18V262ZM100 261V263H97V262H99ZM166 261V260H165ZM180 261H182V262H180ZM4 262V263H3ZM152 262V261H151ZM151 262H148V263H146V264H153V263H151ZM162 262V263H161ZM164 262V263H163ZM187 262V263H186ZM240 262V263H239ZM51 263H54L55 264V261H51ZM232 263V264H233ZM1 264V263H0ZM258 264H262V263H258Z\"/></svg>",
    "mask_w": 264,
    "mask_h": 264
},
{
    "label": "snow or ice",
    "instance_id": "obj_3",
    "mask_svg": "<svg viewBox=\"0 0 264 264\" xmlns=\"http://www.w3.org/2000/svg\"><path fill=\"white\" fill-rule=\"evenodd\" d=\"M262 118H264V117H262Z\"/></svg>",
    "mask_w": 264,
    "mask_h": 264
}]
</instances>
